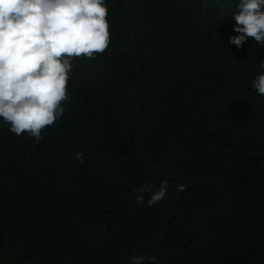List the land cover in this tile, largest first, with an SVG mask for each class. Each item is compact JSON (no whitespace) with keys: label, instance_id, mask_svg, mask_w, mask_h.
I'll return each instance as SVG.
<instances>
[{"label":"trees","instance_id":"obj_1","mask_svg":"<svg viewBox=\"0 0 264 264\" xmlns=\"http://www.w3.org/2000/svg\"><path fill=\"white\" fill-rule=\"evenodd\" d=\"M238 4L107 0L63 116L41 139L0 118V264H264V45L229 44Z\"/></svg>","mask_w":264,"mask_h":264},{"label":"clouds","instance_id":"obj_2","mask_svg":"<svg viewBox=\"0 0 264 264\" xmlns=\"http://www.w3.org/2000/svg\"><path fill=\"white\" fill-rule=\"evenodd\" d=\"M108 11L107 0H0V118L10 132L41 139L42 130L63 116L73 60L94 58L109 46ZM233 17L238 35L229 44L240 48L252 37L264 45V0H239ZM252 85L264 96V72ZM75 155L83 159L82 152ZM137 191L149 193L151 207L166 198L167 181L157 191L151 186ZM183 191L181 184L177 192ZM136 203H144L143 194ZM145 260L134 255L130 264Z\"/></svg>","mask_w":264,"mask_h":264}]
</instances>
